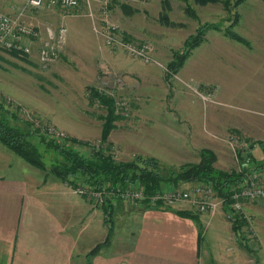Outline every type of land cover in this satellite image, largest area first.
<instances>
[{
  "label": "rangeland",
  "instance_id": "rangeland-1",
  "mask_svg": "<svg viewBox=\"0 0 264 264\" xmlns=\"http://www.w3.org/2000/svg\"><path fill=\"white\" fill-rule=\"evenodd\" d=\"M159 1L144 4L142 0H111L108 6L109 17L116 21L113 12L119 3L142 4L129 19L133 34L117 23L124 35L151 45L153 61L149 63L132 57L119 46L105 43L102 22L98 20V0L81 1L72 9L25 8L21 19L36 25L42 40L46 39L47 27L55 30L62 24L67 30L66 43L48 68H42L38 59L42 40L31 55H23L26 60L0 48V83L5 89H0V94L12 102L8 104L19 116L35 126L55 127L65 136L96 144L103 122L100 117L106 112L90 97L89 87L95 86L127 106V110L116 109L121 118L114 121L115 130L112 140L109 139V151L116 159L129 160L136 155L137 143L150 147L153 151L149 154L161 157V163L175 167L169 163L196 162L200 149L209 148L216 154L215 167L240 171V155L253 141L264 142V7L257 8L264 1L243 0L236 4L239 0H221L201 7L186 0L197 15L193 18L184 14L183 0H168L169 16L179 26L159 21ZM23 6V0H0L3 12L15 11L16 15L23 11ZM89 6L94 19L89 16ZM235 17L231 29L247 43L222 32ZM203 23H217L221 31L207 30L204 40L191 50L182 67L175 74H166L174 51H183L185 39ZM96 37L99 46L89 56L85 50L94 47ZM151 131L156 135H149ZM89 146L85 149L89 150ZM0 151L10 157L3 173L33 170L1 142ZM169 153L177 158L168 160ZM260 173L264 182V170ZM190 184L174 185V190L188 188ZM220 210L230 223L228 214L244 217L248 223L239 230L240 237L234 232L230 236L232 242L227 252H234V259L239 253L245 255L249 264H264V200L243 201L242 208L231 211L233 214L223 205L215 213ZM216 237V231L210 230L213 248L220 243ZM240 241L251 251L242 249Z\"/></svg>",
  "mask_w": 264,
  "mask_h": 264
},
{
  "label": "crops",
  "instance_id": "crops-1",
  "mask_svg": "<svg viewBox=\"0 0 264 264\" xmlns=\"http://www.w3.org/2000/svg\"><path fill=\"white\" fill-rule=\"evenodd\" d=\"M131 4L128 5L136 11L142 5ZM209 5L211 3L203 6ZM262 7L264 5L257 4V8ZM136 11L129 14L118 6L114 9L116 22H120L127 33L133 34L129 19ZM99 43L96 37L94 47L85 50L87 55L92 56ZM116 59L120 61L119 56ZM0 89L5 90L2 83ZM149 135L154 136L156 132L151 131ZM135 144L137 154L153 156L162 162L161 157L149 154L153 151L148 149L150 147ZM175 158L170 153L167 156L171 161ZM9 164V154L0 151V264H88L87 253L102 244L109 231L108 241L90 257L91 264H234L236 259L235 264H249L245 255L239 253L234 259V252H227L233 230L222 210L209 215L195 212L185 203L130 207L113 198L108 202L112 208L107 222L103 206L92 205L72 186L33 166L28 172L3 173ZM179 211L198 215L194 219L180 215ZM200 226L203 227L201 240ZM210 230L216 231V240L220 241L216 248L211 245ZM243 245H240L242 249Z\"/></svg>",
  "mask_w": 264,
  "mask_h": 264
},
{
  "label": "trees",
  "instance_id": "trees-1",
  "mask_svg": "<svg viewBox=\"0 0 264 264\" xmlns=\"http://www.w3.org/2000/svg\"><path fill=\"white\" fill-rule=\"evenodd\" d=\"M218 2H221V0H193V3L199 6ZM241 2L242 0H239L236 4ZM161 4L162 12L160 13L159 21L167 26H179L178 22L169 18V1L161 0ZM118 6L125 13L129 12L130 14L136 11L126 2L119 3ZM183 11L188 16L197 18L193 7L186 0ZM236 20L237 17L222 32L231 39L247 43L241 35L231 29L235 25ZM216 24H200L195 29L194 34L188 35L183 44V51H174L172 59L167 63L166 74H175L182 67L191 50L204 40L207 30L216 29L221 31ZM125 37L130 38L128 35H125ZM10 52L23 56V54L16 51ZM25 57L23 56V58ZM89 91L92 100H96L106 112L105 115L100 117L103 122L98 145H93L89 141H82L75 137L66 136L62 139L50 137L42 126H35L32 121L19 116L1 94L0 142L29 165L55 176L73 188L77 187L78 184L84 183L94 189L106 186L108 190H112L113 194L102 205L104 213L109 220L112 205L108 204V202L113 198L122 200L118 196L117 191L123 190L132 184L139 185L147 198L142 206L151 208L163 205L160 201H156L154 205H151L149 201L151 195L161 189L181 183L202 182L209 185L216 195L223 199V208L228 209L227 212H231L233 210L230 208V195L243 181L246 174L253 170L260 172L264 170V142L262 140L253 141L245 149V152L240 155V171L237 172L224 171L215 167L216 154L209 148L200 149L198 161L182 163L175 165V167L166 166L156 157L143 154H136L129 160L116 159L109 151V147L112 145L111 141H109V134L115 128L114 121L121 118L116 112L114 97L95 86H90ZM9 103L12 104L11 101ZM72 143L76 145L72 146ZM90 144L92 147L89 146ZM86 146L90 147L89 150L85 149ZM106 150L109 152H106ZM233 213L231 212V214ZM179 214L194 219L198 215V213L192 211H179ZM107 217L106 221L108 222ZM228 218L231 219L233 232L238 233L237 235L240 237L239 230L243 226H248L246 219L235 214H228ZM109 233L110 231L108 236ZM202 234L203 227L200 226V240L202 239ZM108 236L102 244L96 245L87 253L88 264H91L90 257L97 252L100 246L108 241ZM243 247L248 252L251 251L248 246L243 245Z\"/></svg>",
  "mask_w": 264,
  "mask_h": 264
},
{
  "label": "built area",
  "instance_id": "built-area-1",
  "mask_svg": "<svg viewBox=\"0 0 264 264\" xmlns=\"http://www.w3.org/2000/svg\"><path fill=\"white\" fill-rule=\"evenodd\" d=\"M23 11L18 14L3 12L0 10V48L16 51L23 55H31L36 44L41 39V30L31 23L23 21L22 15L25 8L46 9L61 8L72 9L80 5L85 0H23ZM89 1V0H88ZM100 3V15L98 20L102 22L101 33L108 45H116L124 49L132 57H137L144 62L153 61L152 47L146 41H135L125 37L123 29L109 17V3L111 0H98ZM90 5V2H88ZM89 16L94 19V13L89 6ZM46 39L38 45V59L42 68H48L57 59L59 51L66 43L67 30L64 25H60L53 30L47 27L45 30ZM7 99V98H6ZM7 101H9L7 99ZM116 108L127 110L126 103L114 98ZM34 123V122H33ZM50 137L62 139L66 136L55 127H43ZM96 143L95 145H98ZM94 145V144H93ZM174 186H168L155 194L151 195L149 201L154 205L160 201L163 205L174 206L188 204L190 209L199 213L215 214L223 199L216 195L215 191L207 184L202 182H193L188 188L175 189ZM75 192L85 195L94 206H102L106 199L113 194L106 186L94 189L86 186L84 183L78 184L74 188ZM118 196L125 203L134 206H140L146 201L142 189L137 184H132L118 190ZM264 200V182L259 171L253 170L246 174L245 178L230 195V208L233 211L242 208L243 201ZM106 216V215H105ZM107 217V216H106Z\"/></svg>",
  "mask_w": 264,
  "mask_h": 264
}]
</instances>
